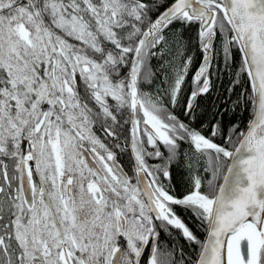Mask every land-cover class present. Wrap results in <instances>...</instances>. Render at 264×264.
Wrapping results in <instances>:
<instances>
[{"label":"snow or ice","instance_id":"6c2138e0","mask_svg":"<svg viewBox=\"0 0 264 264\" xmlns=\"http://www.w3.org/2000/svg\"><path fill=\"white\" fill-rule=\"evenodd\" d=\"M0 264H264V0H0Z\"/></svg>","mask_w":264,"mask_h":264},{"label":"trees","instance_id":"16d2710c","mask_svg":"<svg viewBox=\"0 0 264 264\" xmlns=\"http://www.w3.org/2000/svg\"><path fill=\"white\" fill-rule=\"evenodd\" d=\"M164 2V0H161ZM191 39L192 45L196 43V32L194 28H190L184 31V39L187 42ZM191 54L193 55V63L189 70L188 76L189 79L186 82L184 87V95H187L189 87L191 86V76L195 70L199 67L201 62V54L199 50L195 47H192ZM153 71L157 74V79L154 84L147 90L154 91L157 87L160 86V76L161 69L160 63L157 60L152 62ZM235 79L233 75V69H226L223 62L217 57L214 62V67L212 70V80H213V89L210 94L202 97L199 100V108L197 109L198 119L204 120L207 123L208 120L212 118L213 113L219 112L217 118L223 117L224 123L228 126H231L233 123H240L241 126L249 119L248 105L242 103L239 107L233 110L232 103L236 101L240 92L247 87V84H238L232 91H228L231 87V82ZM176 114L183 117L182 109L177 108ZM184 177L177 173L174 178V183L179 182L181 185L184 182ZM187 215V222L192 225L196 224L195 220L191 218L190 214ZM196 231L202 233V230L199 228V225H196ZM162 238L163 235H162ZM203 238V236H201ZM169 239H176V242L185 248V252L188 256H193V253L190 251V246L187 245L183 240L179 239L177 236L170 237Z\"/></svg>","mask_w":264,"mask_h":264},{"label":"flooded vegetation","instance_id":"af4514ba","mask_svg":"<svg viewBox=\"0 0 264 264\" xmlns=\"http://www.w3.org/2000/svg\"><path fill=\"white\" fill-rule=\"evenodd\" d=\"M129 159V154L125 152V154L121 157V161L126 163Z\"/></svg>","mask_w":264,"mask_h":264}]
</instances>
